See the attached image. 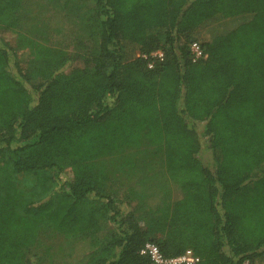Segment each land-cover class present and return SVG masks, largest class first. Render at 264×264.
Wrapping results in <instances>:
<instances>
[{
  "label": "trees",
  "instance_id": "trees-1",
  "mask_svg": "<svg viewBox=\"0 0 264 264\" xmlns=\"http://www.w3.org/2000/svg\"><path fill=\"white\" fill-rule=\"evenodd\" d=\"M93 2L89 43L71 49L31 35L36 0H0V264H41L32 248L57 235L94 241L85 264H153L140 253L148 241L166 257L191 249L196 264H254L264 257V0ZM239 15L250 18L201 42L206 57L193 61L194 32ZM124 43L141 55L124 61ZM145 143L181 196L131 207L107 190L99 161Z\"/></svg>",
  "mask_w": 264,
  "mask_h": 264
},
{
  "label": "rangeland",
  "instance_id": "rangeland-1",
  "mask_svg": "<svg viewBox=\"0 0 264 264\" xmlns=\"http://www.w3.org/2000/svg\"><path fill=\"white\" fill-rule=\"evenodd\" d=\"M36 1L32 12L34 17L29 21L33 37L59 46L67 45L71 49L78 40L84 39L89 43L87 21L92 14L93 0ZM249 18L248 15L230 18L214 17L200 26L193 37L200 43L212 40L217 35L231 31ZM1 36L14 44V35L4 33ZM136 48L132 43H124L123 60L128 61L138 56L139 51ZM25 58L26 54H20L21 66L25 65ZM125 159H132V163L136 164L135 167L126 165L121 171V163ZM100 163L105 164L111 174L107 190L130 200L131 207L138 206L139 199H142L143 195L157 197L158 200L163 192L169 193L172 199L181 196L180 189L170 180L166 172L162 154L147 143L138 148H124L119 153L102 158ZM112 225L108 223L107 227ZM93 242L90 237L45 236L32 248L30 254L39 257L41 264H85ZM254 264H264V257L257 258Z\"/></svg>",
  "mask_w": 264,
  "mask_h": 264
},
{
  "label": "built area",
  "instance_id": "built-area-1",
  "mask_svg": "<svg viewBox=\"0 0 264 264\" xmlns=\"http://www.w3.org/2000/svg\"><path fill=\"white\" fill-rule=\"evenodd\" d=\"M190 50L192 53L193 61H198L206 57V54L198 40H193L190 45ZM141 54L139 53L138 56ZM144 57H147L143 54ZM151 60L149 62V67L152 68L154 64L158 61L164 60V52L159 49L151 53ZM141 254L149 257L153 264H196L200 261V257L195 255L191 249H188L181 255L166 257L161 251L159 246L151 241H148L142 247Z\"/></svg>",
  "mask_w": 264,
  "mask_h": 264
}]
</instances>
